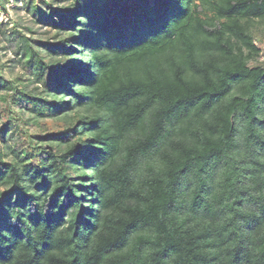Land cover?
<instances>
[{
  "label": "trees",
  "instance_id": "trees-1",
  "mask_svg": "<svg viewBox=\"0 0 264 264\" xmlns=\"http://www.w3.org/2000/svg\"><path fill=\"white\" fill-rule=\"evenodd\" d=\"M50 7L43 90L0 116V264H264V0Z\"/></svg>",
  "mask_w": 264,
  "mask_h": 264
},
{
  "label": "rangeland",
  "instance_id": "rangeland-1",
  "mask_svg": "<svg viewBox=\"0 0 264 264\" xmlns=\"http://www.w3.org/2000/svg\"><path fill=\"white\" fill-rule=\"evenodd\" d=\"M34 1L36 6L31 0H0V116L7 93L12 90L11 86L17 89V98L12 106L19 114L22 112V98L25 93L41 94V83L25 70L24 65L34 50L47 57L46 43L58 38V31L51 26L49 19L52 14L50 5L64 7L70 2ZM257 30V46L262 48V58L259 61L264 62V22L258 25ZM23 117L28 124L34 125L33 117Z\"/></svg>",
  "mask_w": 264,
  "mask_h": 264
},
{
  "label": "built area",
  "instance_id": "built-area-1",
  "mask_svg": "<svg viewBox=\"0 0 264 264\" xmlns=\"http://www.w3.org/2000/svg\"><path fill=\"white\" fill-rule=\"evenodd\" d=\"M255 43L257 44V42L255 41ZM262 49V48H261ZM260 57L262 58V51H261V54H260ZM264 59V58H263Z\"/></svg>",
  "mask_w": 264,
  "mask_h": 264
}]
</instances>
